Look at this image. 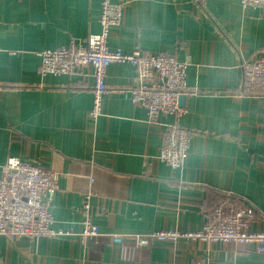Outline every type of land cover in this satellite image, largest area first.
<instances>
[{
	"label": "crops",
	"instance_id": "0c3cea01",
	"mask_svg": "<svg viewBox=\"0 0 264 264\" xmlns=\"http://www.w3.org/2000/svg\"><path fill=\"white\" fill-rule=\"evenodd\" d=\"M103 0H0V167L9 157L41 163L59 175L54 229L74 235L15 243L0 237V264H264L255 247L184 239L174 245L114 244V235L198 231L226 198L256 212L264 232V97L242 90L241 67L264 53V8L239 0H111L124 3L109 48L174 55L189 64L195 91L179 123L191 133L183 169L159 159L164 124L122 93L135 80L130 64L108 68L109 92L92 120L95 80L42 77L39 53L84 44L101 32ZM88 202L100 235L81 236Z\"/></svg>",
	"mask_w": 264,
	"mask_h": 264
},
{
	"label": "built area",
	"instance_id": "2783aa9c",
	"mask_svg": "<svg viewBox=\"0 0 264 264\" xmlns=\"http://www.w3.org/2000/svg\"><path fill=\"white\" fill-rule=\"evenodd\" d=\"M206 1L193 0L200 7ZM239 1L244 8H264V0ZM123 11L124 3L114 4L111 0H103L99 21L101 32L91 34L84 44L71 41L67 47L40 52L38 73L42 77H71L80 75L85 67H91L95 85L90 117L97 121L102 114L103 98L109 92L106 83L108 68L114 64H130L135 69V80L122 93L129 94L132 104L146 111L150 125L158 124L162 117L174 118V122L164 124L159 159L172 169H183L189 155L191 133L179 123L186 113L179 99L182 95L195 93L187 84L189 64L174 55H153L140 50L133 53L111 50L108 45L110 29L122 22ZM241 67L244 72V93L264 97V53L244 61ZM58 191V173L41 163L9 157L0 167V237L15 243L22 238L55 239L74 235L71 230L52 227L54 220L51 208ZM89 209V203L86 202L81 233L84 239L100 235L98 227L90 219ZM255 219L253 208L236 199L226 198L207 215L201 230H161L147 234L114 235L112 241L117 245L131 241L136 247H144L158 243L174 245L184 239L204 243L208 248L218 244L252 246L256 252L264 254V232L252 230Z\"/></svg>",
	"mask_w": 264,
	"mask_h": 264
},
{
	"label": "water",
	"instance_id": "95a60500",
	"mask_svg": "<svg viewBox=\"0 0 264 264\" xmlns=\"http://www.w3.org/2000/svg\"><path fill=\"white\" fill-rule=\"evenodd\" d=\"M185 96L184 95H182L181 97H180V104L181 105H183L184 104V102H185Z\"/></svg>",
	"mask_w": 264,
	"mask_h": 264
},
{
	"label": "bare ground",
	"instance_id": "6f19581e",
	"mask_svg": "<svg viewBox=\"0 0 264 264\" xmlns=\"http://www.w3.org/2000/svg\"><path fill=\"white\" fill-rule=\"evenodd\" d=\"M90 36V35H89ZM88 39V38H87ZM48 50V49H47ZM185 97H186V95H184ZM179 102H180V99H179ZM181 105V104H180ZM182 106V105H181ZM183 107V106H182ZM18 158V157H17ZM9 159V158H8ZM7 159V160H8ZM6 163V162H5ZM240 202V201H239ZM53 224H54V221H53ZM53 224H52V226H53Z\"/></svg>",
	"mask_w": 264,
	"mask_h": 264
},
{
	"label": "trees",
	"instance_id": "16d2710c",
	"mask_svg": "<svg viewBox=\"0 0 264 264\" xmlns=\"http://www.w3.org/2000/svg\"><path fill=\"white\" fill-rule=\"evenodd\" d=\"M230 199H237V198L234 197V198H230ZM224 200H225V199H224Z\"/></svg>",
	"mask_w": 264,
	"mask_h": 264
}]
</instances>
